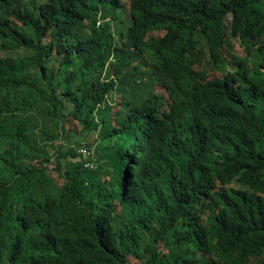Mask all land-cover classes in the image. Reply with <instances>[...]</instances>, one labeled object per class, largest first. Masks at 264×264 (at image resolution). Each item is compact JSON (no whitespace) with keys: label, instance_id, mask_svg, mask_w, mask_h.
I'll return each instance as SVG.
<instances>
[{"label":"trees","instance_id":"trees-1","mask_svg":"<svg viewBox=\"0 0 264 264\" xmlns=\"http://www.w3.org/2000/svg\"><path fill=\"white\" fill-rule=\"evenodd\" d=\"M0 264H264V0H0Z\"/></svg>","mask_w":264,"mask_h":264},{"label":"built area","instance_id":"built-area-1","mask_svg":"<svg viewBox=\"0 0 264 264\" xmlns=\"http://www.w3.org/2000/svg\"><path fill=\"white\" fill-rule=\"evenodd\" d=\"M99 24L100 23H98V25ZM79 153L84 157V160L86 161L85 168L90 169L92 171H96L98 169L93 149L83 147L79 150Z\"/></svg>","mask_w":264,"mask_h":264},{"label":"rangeland","instance_id":"rangeland-1","mask_svg":"<svg viewBox=\"0 0 264 264\" xmlns=\"http://www.w3.org/2000/svg\"><path fill=\"white\" fill-rule=\"evenodd\" d=\"M108 15H109V12H101V14H100V16H99V18H101V23H104V21H105L104 19H105L106 17L109 19V16H108ZM102 18H104V19L102 20ZM149 56H150V54H149ZM149 56H148L147 59L150 60V61H149V64H151L152 61H153L152 59H155V58H154V57H151V58H150ZM136 63L139 65V62H136ZM142 69H143V71H144L145 74L148 72V71H147L148 68H146V67H142ZM229 69L232 70V71H233V70H236V69H238V65H237V64L230 65V66H229ZM146 76H147V75H146ZM147 80H148V79H147ZM147 80H146V82H147ZM162 80H163V81H167V83H169V81H168L165 77H162ZM144 84H145V83H144ZM160 86H162V84H160ZM160 86H156V87H155V93L159 92V91L162 89ZM94 149H95V148H94Z\"/></svg>","mask_w":264,"mask_h":264},{"label":"bare ground","instance_id":"bare-ground-1","mask_svg":"<svg viewBox=\"0 0 264 264\" xmlns=\"http://www.w3.org/2000/svg\"><path fill=\"white\" fill-rule=\"evenodd\" d=\"M246 1V0H245ZM192 2V1H191ZM241 3V2H240ZM189 5V4H188ZM192 5V4H191ZM238 5V4H237ZM183 7V6H182ZM138 8V7H137ZM137 8H136V10H137ZM227 8H229V7H227ZM167 11V10H166ZM195 11V10H194ZM184 12V11H183ZM181 13V12H180ZM195 15V14H194ZM166 17V16H165ZM183 17H185V16H183ZM171 18V17H170ZM177 19V18H176ZM151 20V19H150ZM193 20V19H192ZM199 20V19H198ZM154 24V23H153ZM190 25V24H189ZM153 26V25H152ZM188 27V26H187ZM189 27H191V26H189ZM148 28V27H147ZM186 30V29H185ZM189 30V29H188ZM179 32V31H178ZM172 36V35H171ZM180 51H182L181 49H180ZM49 75V74H48ZM45 76H47V75H45ZM44 80V79H43ZM54 82V81H53ZM160 92V91H159ZM157 94V93H156ZM36 98V97H35ZM33 100H35V99H33ZM34 102V101H33ZM36 102V101H35ZM36 104V103H35ZM148 107V106H147ZM45 228V227H44ZM41 229H42V227H41ZM35 231V230H34Z\"/></svg>","mask_w":264,"mask_h":264}]
</instances>
